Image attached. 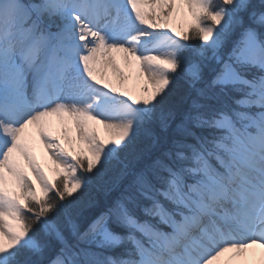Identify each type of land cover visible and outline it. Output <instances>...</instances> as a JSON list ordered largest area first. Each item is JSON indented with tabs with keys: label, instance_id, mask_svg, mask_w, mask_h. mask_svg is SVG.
<instances>
[{
	"label": "snow or ice",
	"instance_id": "obj_1",
	"mask_svg": "<svg viewBox=\"0 0 264 264\" xmlns=\"http://www.w3.org/2000/svg\"><path fill=\"white\" fill-rule=\"evenodd\" d=\"M0 264H264V0H0Z\"/></svg>",
	"mask_w": 264,
	"mask_h": 264
},
{
	"label": "rangeland",
	"instance_id": "obj_2",
	"mask_svg": "<svg viewBox=\"0 0 264 264\" xmlns=\"http://www.w3.org/2000/svg\"><path fill=\"white\" fill-rule=\"evenodd\" d=\"M167 12H168V10H166L163 13H161V15L166 16ZM153 17H150V18H153ZM176 26L179 28V26H180L179 20H177ZM53 133L55 135H59V131H58V126L57 125H54ZM73 135H74V133H73ZM61 143H64V141L61 140ZM65 146L67 147V144H65ZM35 151H36L37 158L41 160V163L45 164V170L48 171L49 176L52 177V178H55L52 166L50 165V162L47 160V156L45 154V150L43 149V146L38 141H36V144H35ZM222 260H227V259L222 258Z\"/></svg>",
	"mask_w": 264,
	"mask_h": 264
},
{
	"label": "bare ground",
	"instance_id": "obj_3",
	"mask_svg": "<svg viewBox=\"0 0 264 264\" xmlns=\"http://www.w3.org/2000/svg\"><path fill=\"white\" fill-rule=\"evenodd\" d=\"M150 19H155V17L150 18ZM161 31H164V30H161ZM259 254H260V249H255L254 252L249 254V260L253 261V260L257 259L259 257ZM224 258L227 259V256Z\"/></svg>",
	"mask_w": 264,
	"mask_h": 264
},
{
	"label": "trees",
	"instance_id": "obj_4",
	"mask_svg": "<svg viewBox=\"0 0 264 264\" xmlns=\"http://www.w3.org/2000/svg\"><path fill=\"white\" fill-rule=\"evenodd\" d=\"M98 200H99V206L97 208V210H101L104 206V204L106 203V200H105V197L103 194H101L99 197H98Z\"/></svg>",
	"mask_w": 264,
	"mask_h": 264
}]
</instances>
